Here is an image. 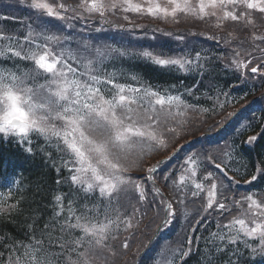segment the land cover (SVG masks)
Masks as SVG:
<instances>
[{
	"label": "snow or ice",
	"instance_id": "snow-or-ice-1",
	"mask_svg": "<svg viewBox=\"0 0 264 264\" xmlns=\"http://www.w3.org/2000/svg\"><path fill=\"white\" fill-rule=\"evenodd\" d=\"M17 2L29 12L0 13V137L12 138L28 155H34L33 145L42 140L38 147L51 160L56 184L67 185L68 191L54 194L51 215L42 224L33 213L24 239L0 234V264H114L112 258L119 253L112 242L122 230L139 226L135 213L148 200L147 184H152L157 217L160 210L164 213L162 223L178 217L188 194L199 200L197 226L209 217L216 219V230H207V236L190 235L174 248H160L154 264H186L193 254L200 257L199 264H248L246 250L264 257V191L248 189L229 198L239 180L230 175L227 159L209 156L212 167L198 172L197 160L189 156L178 176L163 177L172 182L164 184L171 199L156 187L154 174L160 162L145 167V158L165 147L166 134L174 133L173 125L182 124L180 118L194 109L184 96H193L200 82L184 92L176 85L162 90L137 75L106 68L110 61L135 57L164 73L203 76L210 58L203 57L207 63H201L200 52L193 57L187 52H133L93 44L102 37L77 38L76 26L69 23L91 18L104 24L121 12L176 23L181 17L194 21L214 17L216 28L232 21L251 31L257 27L253 14H264V0H79L74 6L65 0ZM123 19L131 23L127 15ZM66 28L74 29L73 34H66ZM245 43L249 46L232 49L225 67L241 81L264 77V34L251 31L247 41L239 42ZM256 139L250 136L247 143ZM223 156L231 159L232 152ZM62 170L67 177L60 178ZM133 171L142 174L133 176ZM262 179L264 166H257L245 183ZM18 183L17 178L13 185ZM11 197V188L0 193V219L24 211L21 200L10 202ZM183 214L189 215L186 207ZM121 248H129L126 240Z\"/></svg>",
	"mask_w": 264,
	"mask_h": 264
},
{
	"label": "trees",
	"instance_id": "trees-1",
	"mask_svg": "<svg viewBox=\"0 0 264 264\" xmlns=\"http://www.w3.org/2000/svg\"><path fill=\"white\" fill-rule=\"evenodd\" d=\"M241 25H239L240 27ZM238 27V28H239ZM224 28H228V27H224ZM236 28V29H238ZM211 60V57H209ZM207 66H209V68L212 70V72H216L218 75L215 77H213V81L211 83V87L210 89H208V91L206 92V96L211 97V99L208 100V102L206 103V99L205 98H199L196 99L197 96H186V101L189 104L194 105L195 107H199L202 108L201 106L203 103H206V105L209 108H214V112L212 114V116H215L219 113H226L228 110L227 108H229L230 106H226V100L228 99L229 95L231 94L229 86L231 85V83L234 80V76L233 75H228V73H226L227 71L224 69H220V67H218V70L216 71V66H213L212 63H207ZM219 72H223V73H219ZM145 76L147 77H151L153 79L158 80L160 77L164 76L161 72L157 71L156 69H152L150 67H143V72H142ZM203 81H206V77H204ZM220 81H224V84H221ZM170 82V80L167 79H160V84H164L167 85ZM197 82L196 79L189 77L186 80V83L184 84V89L185 87H190L195 85ZM240 82V80L236 77L235 83L234 85H236V83ZM203 90V83L200 82L198 85V88H194V93L196 95H199V92ZM223 93H227V95H224ZM251 97L248 93L246 94L245 97H243L241 100H244L246 98ZM223 105V107H220V105ZM213 140V139H210ZM246 140H248V138H246ZM245 138H243L241 140V143L239 146H237L236 140H234L233 138L230 139L229 145L232 146V150H230L232 152V158L228 159V164L229 166L231 165V163H233V161L235 160V155H234V151L235 149H237L238 147L240 149H244L243 148V143L244 141H246ZM210 142V141H209ZM218 143H222V141L220 140ZM212 146V145H211ZM212 147L206 148L205 152L203 153V158H206L209 156H212L214 158L217 157V153L214 152L213 150H211ZM247 151V153H249L250 156V161H248V165L250 166V168L248 169L251 173L255 172V169L257 166H264V135L262 136L261 139H259L255 146L245 150ZM244 155V153H243ZM10 156V155H9ZM11 157V156H10ZM247 160V158H246ZM199 165V169L201 168V165ZM208 166L209 168H211L212 166L210 164H208V160L205 164V166ZM204 166V167H205ZM198 169V170H199ZM27 170H33V174L36 171H42L41 170V163H35L32 166V169L29 168ZM231 175V174H230ZM201 177L198 175L197 179H200ZM236 178V177H235ZM237 179V178H236ZM238 180V179H237ZM264 180V179H262ZM30 184V188L28 191H26L23 196H22V200L21 201V207L24 209V211L19 214V215H12L10 217H6L4 219H0V234H8L14 237H17L19 239H24L25 238V233L27 231L26 225L28 223H31V219L33 216V213H35L36 215H38L40 217V221L39 223L42 224V219L44 217V220L47 219V217L49 216V210L50 207L46 208L45 202H48V200H50V197L52 196V194L54 193L55 189H56V183L55 180L52 176L48 175V174H44L43 176H38L36 174L32 175L30 178L26 177V186ZM191 187V185H190ZM162 189V188H161ZM165 188L162 189V192L165 196V198L171 199V190L170 189H166ZM235 195L237 197L238 194V186L234 185L233 186V192L229 193V195L232 197V195ZM20 192L17 194L16 196V200H20ZM238 198V197H237ZM159 200V199H157ZM195 201H199L196 198H193L190 196V194L187 195V197L185 198V205L184 206H179L181 208V211L179 212L178 217L174 220V225H178L180 226V230L178 233L179 238H175V241L179 244L180 242L184 241L188 236L190 235H194L196 236L197 233L201 232L200 229V225H196V221L194 219L195 218H199L197 216V208L198 206L195 204ZM160 201V200H159ZM192 201L193 206H189V202ZM160 202H158L157 204H159ZM187 208L189 215L186 217L183 214V209ZM158 211V209H157ZM162 210L159 211V217L162 216ZM164 214V213H163ZM149 216V214H148ZM144 222L148 220V218L144 215L143 216ZM210 219V217L206 220L208 221ZM214 224V221H213ZM196 227V231L195 233H193L192 228ZM143 231V230H142ZM152 234V233H151ZM162 239H165L162 238ZM200 247L203 248L204 246V241L201 240L200 242ZM177 244V245H178ZM177 245H171V247H176ZM3 249L0 248V251H2ZM134 252L135 251H124L123 253H125L128 256H134ZM121 253V254H123ZM245 259L248 261V264H264V257H260V256H251L248 251H245ZM199 260L200 257L197 254H193L190 259L186 262V264H199Z\"/></svg>",
	"mask_w": 264,
	"mask_h": 264
},
{
	"label": "rangeland",
	"instance_id": "rangeland-1",
	"mask_svg": "<svg viewBox=\"0 0 264 264\" xmlns=\"http://www.w3.org/2000/svg\"><path fill=\"white\" fill-rule=\"evenodd\" d=\"M244 11H247V10L244 9ZM253 15H254V17H255V14H253ZM204 22L209 23L210 25H213V26H215V24L217 23V21H216V19H215L214 17L206 18V19L204 20ZM228 23H232V24H235V25H236V23H235V22H232V21H227V22H225L223 25L228 24ZM222 27H223V26H222ZM95 34H98V33L96 32ZM231 49H233V48L231 47ZM201 128L203 129L204 126L202 125Z\"/></svg>",
	"mask_w": 264,
	"mask_h": 264
}]
</instances>
